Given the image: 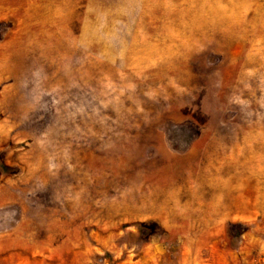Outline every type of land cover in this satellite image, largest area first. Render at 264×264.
<instances>
[{"label": "rangeland", "instance_id": "rangeland-1", "mask_svg": "<svg viewBox=\"0 0 264 264\" xmlns=\"http://www.w3.org/2000/svg\"><path fill=\"white\" fill-rule=\"evenodd\" d=\"M3 5L0 264H264V0Z\"/></svg>", "mask_w": 264, "mask_h": 264}, {"label": "bare ground", "instance_id": "bare-ground-1", "mask_svg": "<svg viewBox=\"0 0 264 264\" xmlns=\"http://www.w3.org/2000/svg\"><path fill=\"white\" fill-rule=\"evenodd\" d=\"M235 6L237 7L236 4H235ZM236 7H234V8H236ZM7 8H8V5L0 6V13L5 11ZM206 9H208V10H206ZM220 9L221 8L217 7V6H206V7L202 8V11L204 12V13H202L199 10L196 11L195 7H191L187 12H185L183 15H181V19L189 18L190 14H191V16H192L191 21L192 22L190 24L189 29L192 28L193 30H197V29H199L200 26H202L204 24L207 25L208 23H210L211 26L213 27V26H216V21L211 19V18L208 19L207 16L208 15H214L215 16L218 14H219L218 16H221V14L223 13V18H226L225 17V16H227L226 12L224 10H222V9L220 10ZM185 17H187V18H185ZM229 186H230V184H229ZM222 196H223V194H222ZM222 200H224V203L223 202H217L215 204L216 209L212 210V214L209 218H215V216H219L218 214H221L220 216H222L223 218H226V217H229L233 213V211L237 212L236 211L237 207L235 205H233L228 199H222ZM220 203H223V204L221 205ZM164 210H166V209H164ZM164 210H162L161 212H163ZM220 219H222V218H220Z\"/></svg>", "mask_w": 264, "mask_h": 264}, {"label": "crops", "instance_id": "crops-1", "mask_svg": "<svg viewBox=\"0 0 264 264\" xmlns=\"http://www.w3.org/2000/svg\"><path fill=\"white\" fill-rule=\"evenodd\" d=\"M92 30V29H91ZM90 32V31H89ZM81 36H82V34H81ZM87 36H89V34L87 35Z\"/></svg>", "mask_w": 264, "mask_h": 264}]
</instances>
